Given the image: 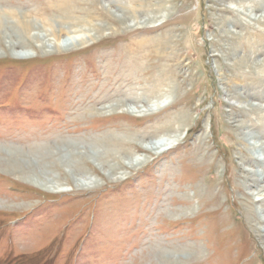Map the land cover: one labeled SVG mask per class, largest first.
I'll list each match as a JSON object with an SVG mask.
<instances>
[{"label": "rangeland", "instance_id": "obj_1", "mask_svg": "<svg viewBox=\"0 0 264 264\" xmlns=\"http://www.w3.org/2000/svg\"><path fill=\"white\" fill-rule=\"evenodd\" d=\"M250 1L0 0V264H264V23L251 20L264 12ZM127 96L142 103L120 108ZM106 150L110 176L91 157ZM67 154L93 184L77 186ZM41 168L61 186L29 182Z\"/></svg>", "mask_w": 264, "mask_h": 264}, {"label": "bare ground", "instance_id": "obj_2", "mask_svg": "<svg viewBox=\"0 0 264 264\" xmlns=\"http://www.w3.org/2000/svg\"><path fill=\"white\" fill-rule=\"evenodd\" d=\"M122 5V4H121ZM249 5L250 6H248L247 8H245V11L247 10H250V11H252V12H264V2H262V1H259V0H252V1H250V3H249ZM119 6H120V4H119ZM1 17V16H0ZM251 20H253V21H255V22H259V23H264V17L262 18V17H260V18H257V17H255V18H251ZM2 20L0 19V28H2ZM26 28H25V30H27V31H29L30 32V28H28V26H25ZM34 29L36 28L35 26L33 27ZM32 29V28H31ZM9 31H10V29H9ZM8 30H6L5 29V36H6V38L8 39V44H9V47L11 48V50L13 51V53H14V56H18L19 55V48H21V49H25V47H24V45L21 43V42H15V41H12L11 40V37L13 36V34L14 35H19L20 36V34H18L17 33V31H16V29H13L12 30V33L11 32H9ZM32 31V30H31ZM33 39L35 40V41H37L38 43H39V46H40V48L42 49V50H44V51H46V52H49V47H50V45L51 44H48V40L46 41V38H43V37H40L39 35H34L33 36ZM83 40V38L82 39H77L75 42H77L78 41V43H79V41L81 42ZM67 41V40H66ZM70 41V40H69ZM69 41H67V43L69 42ZM74 42V40H71V44H74L73 43ZM58 43V42H57ZM66 43V42H65ZM64 42H63V44L61 45L60 43H59V46H61V47H63V48H65V47H67L66 46V44H65ZM77 43V44H78ZM56 45V44H55ZM58 46V47H59ZM56 47V46H55ZM50 49H51V47H50ZM57 49H59V48H57ZM61 49V48H60ZM26 51V50H25ZM23 56V55H22ZM19 57H21V55L19 56ZM241 64H244V61L242 60L241 62H240ZM239 99L240 100H243L244 102H246L247 101V98H243V97H239ZM133 100H135V98H133V97H125L124 99H121L120 101H119V103H118V105L120 106V108L121 107H126V102H128V101H133ZM137 100H139V102H141L142 103V101L139 99V97H138V99H136L135 100V102L137 101ZM133 103V102H132ZM156 105H158V104H154V105H152V106H156ZM131 106V105H130ZM151 106V107H152ZM251 106V110L252 111H254V112H257V111H259V110H261V107H259V106H256V105H250ZM117 107V106H116ZM160 107V106H159ZM147 108V107H146ZM149 108V107H148ZM131 109V112H133V113H139V112H143V110H140V108H136V109H134V108H130ZM139 109V110H138ZM149 110V109H148ZM129 111V110H128ZM117 139V138H116ZM169 140V139H168ZM167 140V141H168ZM111 141V140H110ZM113 141V140H112ZM142 141V140H141ZM116 142V141H115ZM119 142V141H118ZM166 142V141H165ZM117 143V142H116ZM122 143V142H121ZM142 143V142H141ZM169 144V141L168 142H166V143H159V144H157V143H153V144H151V145H145V143L143 144L142 143V145H143V148H144V150H147V151H156V150H158V149H160L161 147H163L164 145H168ZM75 145V144H74ZM74 147V146H73ZM77 147V146H76ZM80 147V146H79ZM255 148H258V150L259 149H261V150H263L264 149V146L263 145H260V147L259 146H257V145H255L254 146ZM254 147H253V150H254ZM83 148V147H82ZM14 149L16 150V147H14ZM13 149V150H14ZM11 150V149H10ZM12 151V150H11ZM39 151V150H38ZM48 151V150H47ZM112 151L113 150H106V151H104V152H95L94 153V156H92L91 155V157H93V159H95L96 160V162H98L99 163V165L101 166V168L110 176V175H113V173H115V171H116V167H115V165H109V163L108 162H110L109 160H110V155L112 154ZM256 151V150H255ZM16 152V151H15ZM19 153H22L21 151H18ZM77 152V151H76ZM94 152V151H93ZM115 154H116V157H120L121 159L123 158V157H121V156H123V151L121 150V149H117V150H114L113 151ZM14 153V152H13ZM17 153V152H16ZM52 153V152H51ZM79 153H81L82 154V152H79ZM123 153V154H122ZM35 154V153H34ZM40 154V153H39ZM47 154V153H46ZM76 154V153H75ZM74 153H73V155H75ZM114 154V155H115ZM68 156H66V155H62L61 157L63 158H59V162L60 163H63V164H65V166L66 167H68L70 170V173L73 175V177H74V181L77 183V186H79V187H87L88 185H90L92 182H93V178H91V176H89V175H86V173H84V171L82 170V169H80L78 166H77V164H75V162H76V160L74 159V156L73 155H70V154H67ZM14 156V155H13ZM12 156V157H13ZM17 156H19V155H17ZM29 157V156H28ZM23 158V157H22ZM123 160V159H122ZM128 160V159H127ZM146 160V158H137V157H134V159L133 160H129V162H130V164H131V166L132 167H136L137 165H139V164H141V163H143L144 161ZM37 162V161H36ZM36 162H31V163H29L28 165V167H30V168H32V166H35V164H37ZM17 166V165H16ZM16 166H15V168H16ZM26 166H27V164H26ZM21 167L22 166H17V170H20L21 169ZM31 170V169H30ZM256 173V175H258V173L257 172H255ZM33 176H36V175H33ZM261 176H263L262 174L260 175V177ZM252 179V178H251ZM29 182H31V183H33V184H35L36 186H39V187H41V188H47V189H51L52 187L53 188H58V187H60L61 185H60V181L57 179V178H54L53 177V175L49 172V171H47L45 168H41V172H40V174L38 175V176H36V178H33V177H31L29 180H28ZM93 184V183H92ZM256 196H257V198H258V201L259 202H264V187L263 188H260L259 190H258V193L256 194ZM186 200H187V197L185 198ZM189 199V198H188ZM175 211V210H174ZM178 212H179V210H177ZM176 212V211H175ZM263 222H264V219H263ZM151 248H152V254L151 255H154V254H160L161 255V257H162V259L164 260V261H168V262H177L176 260H174V257L176 258V257H178L179 255H177V254H173V253H171V252H169V250H166V249H164V246L163 245H160L159 243H156V244H154V245H152L151 246ZM181 248V247H180ZM181 249H183V248H181ZM175 250V249H174ZM179 250V249H178ZM161 251V252H160ZM174 252V251H173ZM177 252H179V251H177ZM181 253V252H180ZM189 253V252H188ZM186 254V253H185ZM190 254L191 255H188V257L190 258V256H194V257H196L198 254H199V250H194V249H192V250H190ZM183 256H185V255H183ZM187 256V255H186ZM185 256V257H186ZM160 257V258H161ZM187 257V258H188ZM155 258V257H154ZM160 258H159V261H160ZM188 258V259H189ZM153 259V258H152ZM173 259V260H172ZM182 260V259H181ZM154 262V261H153Z\"/></svg>", "mask_w": 264, "mask_h": 264}]
</instances>
